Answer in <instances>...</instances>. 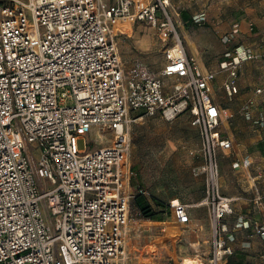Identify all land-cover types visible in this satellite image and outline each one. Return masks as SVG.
<instances>
[{
    "label": "built area",
    "instance_id": "obj_1",
    "mask_svg": "<svg viewBox=\"0 0 264 264\" xmlns=\"http://www.w3.org/2000/svg\"><path fill=\"white\" fill-rule=\"evenodd\" d=\"M172 2L0 0V264H125L130 112L168 120L187 113L199 127L206 196L194 204L171 199L168 208L182 224L190 221V208L209 209L211 249L200 264H228L239 231L264 240L260 219L227 221L235 214L233 198L220 192L216 154L232 148L222 135L230 112L213 96L217 73L186 54ZM204 19L205 13L192 17ZM136 21L157 27L163 39L174 35L158 71L122 62L116 26ZM240 26L234 22L224 35L227 45ZM225 57L221 86L231 96L243 64L264 59V49L238 43ZM263 90L264 82L254 92ZM252 105L249 99L242 107L246 116ZM92 133H110L111 143L90 149ZM254 197L264 206V193Z\"/></svg>",
    "mask_w": 264,
    "mask_h": 264
},
{
    "label": "rangeland",
    "instance_id": "obj_2",
    "mask_svg": "<svg viewBox=\"0 0 264 264\" xmlns=\"http://www.w3.org/2000/svg\"><path fill=\"white\" fill-rule=\"evenodd\" d=\"M169 13L187 55L203 64V68L217 73L213 84L216 102L233 113V122L239 119L243 124L241 131H233L231 150L217 151L220 192L237 197L235 206L232 205L235 215H249L264 222V206L254 205L253 201L256 189L260 194L264 193V90L260 94L254 92L264 82V59L251 60L244 65L238 78V93L230 96L221 86L225 77L221 64L227 49L238 43L255 50L264 47V0H173ZM183 13L192 22H185ZM200 13H205V19L195 23L192 17ZM234 22L241 24V32L232 45H227L224 35ZM248 22L253 23L252 30H249ZM116 30L118 50L126 68L140 63L155 72L164 66L166 49L173 45L174 35L163 39L157 27L141 21L119 23ZM170 80L164 79L167 84ZM249 99L255 101L258 108L255 114L260 120H254L250 110L246 116L242 109ZM128 118L130 147L124 166L129 167L132 198L127 222L126 264H158L161 259L165 261L163 264H179L182 257L190 255L189 237H186V231H179L176 239L170 238L174 233L172 224H168L172 211L159 203L166 204L177 197L183 203L194 204L206 196L207 174L198 171V167L205 163L199 127L187 113L168 120L161 115L130 112ZM248 121L255 124L249 126ZM89 140L90 149H95L111 143L112 135L92 133ZM78 146L84 147L82 140ZM30 147L33 149L34 144ZM240 156L251 161L249 168H241V164L240 168L233 166V161ZM254 177L257 178L254 180ZM138 193L144 194L155 213L153 218L144 217L132 204ZM191 211L192 224H198L194 228L202 231L200 227L203 226L199 235L194 234L200 239L196 246L198 250L194 251H203L204 247H211L210 212L206 206ZM44 215L47 217L45 212ZM162 221L168 224L166 232H162L159 225ZM227 221L232 225L234 218L228 217ZM251 231L237 232L234 257L240 264H264V240L257 235L249 238ZM246 241L250 242L248 248H244ZM153 248L156 253H149ZM185 264H189L188 259Z\"/></svg>",
    "mask_w": 264,
    "mask_h": 264
},
{
    "label": "crops",
    "instance_id": "obj_3",
    "mask_svg": "<svg viewBox=\"0 0 264 264\" xmlns=\"http://www.w3.org/2000/svg\"><path fill=\"white\" fill-rule=\"evenodd\" d=\"M264 49V47L263 48H261V49H257L258 51H261V50H263ZM187 54V53H186ZM250 61H247L245 64H248ZM200 65H201V63H199ZM245 64H243V66H242V68H241V70H240V72H239V75H240V73H241V71H242V69H243V67H244V65ZM201 66H203L204 67V65L202 64ZM204 69H206V68H204ZM224 74H225V72H224ZM225 77H226V74H225ZM224 77V78H225ZM223 78V80H225ZM238 78H239V76H238ZM222 80V81H223ZM251 97V96H250ZM254 102V105H252L251 107H249V110L251 111V114H252V117L254 118V120H260V118L259 119H257V117H256V110L258 109V108H256L257 106H255V101H253ZM220 105V104H219ZM221 106V105H220ZM224 108H226V107H224ZM227 109V108H226ZM228 110V109H227ZM228 112H230L229 110H228ZM230 114V120H229V124L228 123H226L225 124V126H224V130H223V133H222V135H223V137H226V138H228V139H230L231 141H232V144L234 143V133H233V131H235V133H238L239 131H241V127H242V123L240 122V120L239 119H237L235 122H233V118H232V114L233 113H229ZM242 114V113H241ZM254 123V122H253ZM251 121H248V124H249V126L251 125V126H253L254 124H253ZM237 135V134H236ZM232 147H233V145H232ZM231 150V149H230ZM224 152H226V151H224ZM243 160V157H236V159L234 160V161H238L239 163H241V161ZM233 161V162H234ZM242 164V163H241ZM241 168L242 167H244V166H240ZM239 167V168H240ZM248 167V166H247ZM249 168V167H248ZM247 168V169H248ZM248 171V170H247ZM259 176H261V175H259ZM255 178H257V177H254L253 179L255 180ZM255 192H259V191H257V189L255 190ZM256 194V193H255ZM231 198H233V202H232V205L233 206H235V204H234V202H235V200H236V198L234 197V196H230ZM173 199H177V197L176 198H173ZM243 205H246V204H243ZM254 205H256L255 203H254ZM258 206V205H257ZM194 209L195 208H199V207H193ZM193 208H190L189 210H188V212H189V215H190V221L188 222V223H185V224H182V223H179V222H177V220H176V218H175V216H174V214L171 212V223H168V224H172V226H173V232L175 233H173V234H171V237L170 238H174V239H176V237L178 236V233H179V231L181 232V231H186V233H187V235H186V237L189 239V243H190V250H191V252H190V255H187V256H185V257H182L181 259H180V262H179V264H185V260L186 259H188L189 260V264H200L201 263V261H206L207 259H208V257H209V254H210V249H211V247H204V250L203 251H197V252H195L194 250H198V247H196L198 244H200V239H198L197 237H196V235H199V232H202L203 231V226L201 225V227L200 228H202V231L200 230V229H198V231H197V229L196 228H194V227H197L198 226V224L197 225H195L194 226V224H192V222H193V216H192V214H191V210L193 209ZM235 215V214H234ZM236 216H240V215H236ZM243 217H250L249 215H242ZM233 218V217H232ZM235 219V218H234ZM168 224H166V222H164V221H162V222H160V224L159 225H161V230H162V232H166L167 231V229H169L168 227H167V225ZM242 231H248V230H242ZM192 232V233H191ZM194 234H196V235H194ZM126 237H127V228H126ZM244 244V243H243ZM158 244H155L154 246L155 247H158L157 246ZM126 251H127V245H126ZM149 253H151V254H153V253H156V249L155 248H153L152 250H150L149 251ZM127 258L128 257H126V260H127ZM237 260V259H236ZM238 261V260H237ZM165 261H163V259H161V260H159V263L158 264H163ZM125 264H126V261H125Z\"/></svg>",
    "mask_w": 264,
    "mask_h": 264
},
{
    "label": "trees",
    "instance_id": "obj_4",
    "mask_svg": "<svg viewBox=\"0 0 264 264\" xmlns=\"http://www.w3.org/2000/svg\"><path fill=\"white\" fill-rule=\"evenodd\" d=\"M183 20L185 21V22H187V21H190V22H192L191 21V18L186 14V13H183ZM135 178H134V176H133V180H134ZM170 201V200H169ZM169 201H168V203H169ZM168 203H159V205L160 206H164V208L165 209H169L168 208ZM132 204L133 205H135L137 208H138V210H140V212H141V214L144 216V217H146V218H153V216L155 215V213L152 211V209H151V207H150V205L148 204V202L146 201V199H145V196H144V194L143 193H138V194H136L135 196H134V198H133V200H132ZM230 217H233V218H235L236 217V215H231ZM246 232H248V231H246ZM236 239H237V234H236ZM236 239H235V241L232 243V246H233V254L231 255V256H229V258H228V261H227V263L228 264H240L239 263V261H237L236 259H235V248H234V243L236 242ZM247 242V241H246ZM244 248H248V247H245L244 246Z\"/></svg>",
    "mask_w": 264,
    "mask_h": 264
}]
</instances>
